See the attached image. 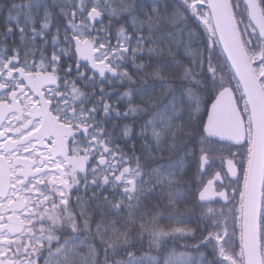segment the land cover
<instances>
[{"label":"snow or ice","instance_id":"snow-or-ice-1","mask_svg":"<svg viewBox=\"0 0 264 264\" xmlns=\"http://www.w3.org/2000/svg\"><path fill=\"white\" fill-rule=\"evenodd\" d=\"M0 18V264H264V0Z\"/></svg>","mask_w":264,"mask_h":264},{"label":"trees","instance_id":"trees-1","mask_svg":"<svg viewBox=\"0 0 264 264\" xmlns=\"http://www.w3.org/2000/svg\"><path fill=\"white\" fill-rule=\"evenodd\" d=\"M0 23H2V18H0ZM165 214H167L166 213V211H165ZM183 243H185L184 241H178L177 242V247H179V245H181V244H183ZM188 243H191V241H188ZM173 245L171 244V242L168 244V247H172Z\"/></svg>","mask_w":264,"mask_h":264}]
</instances>
